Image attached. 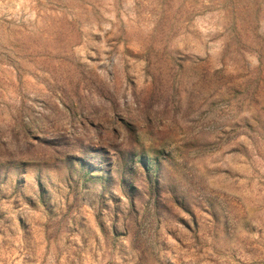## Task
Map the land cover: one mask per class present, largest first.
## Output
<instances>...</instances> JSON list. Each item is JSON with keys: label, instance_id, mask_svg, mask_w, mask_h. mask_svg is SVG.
Masks as SVG:
<instances>
[{"label": "rangeland", "instance_id": "obj_1", "mask_svg": "<svg viewBox=\"0 0 264 264\" xmlns=\"http://www.w3.org/2000/svg\"><path fill=\"white\" fill-rule=\"evenodd\" d=\"M0 264H264V0H0Z\"/></svg>", "mask_w": 264, "mask_h": 264}]
</instances>
